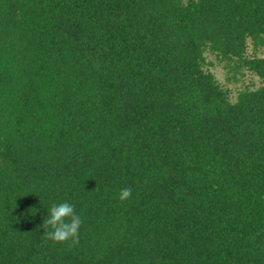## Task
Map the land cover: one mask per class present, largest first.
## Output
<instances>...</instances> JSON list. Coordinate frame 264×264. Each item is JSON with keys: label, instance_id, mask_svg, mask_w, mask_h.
<instances>
[{"label": "trees", "instance_id": "obj_1", "mask_svg": "<svg viewBox=\"0 0 264 264\" xmlns=\"http://www.w3.org/2000/svg\"><path fill=\"white\" fill-rule=\"evenodd\" d=\"M0 264H264V0H0Z\"/></svg>", "mask_w": 264, "mask_h": 264}, {"label": "clouds", "instance_id": "obj_2", "mask_svg": "<svg viewBox=\"0 0 264 264\" xmlns=\"http://www.w3.org/2000/svg\"><path fill=\"white\" fill-rule=\"evenodd\" d=\"M132 195V189L126 187L120 190V201L127 200ZM83 221L75 211V206L68 202L52 203L48 209V216L43 220L41 227L45 240L53 243L69 242V247L79 244L80 228Z\"/></svg>", "mask_w": 264, "mask_h": 264}, {"label": "rangeland", "instance_id": "obj_3", "mask_svg": "<svg viewBox=\"0 0 264 264\" xmlns=\"http://www.w3.org/2000/svg\"><path fill=\"white\" fill-rule=\"evenodd\" d=\"M212 69H213L214 72L216 73L217 77H218L219 79H221V74H220V72H218V71H219V68H218V67H214V68H212Z\"/></svg>", "mask_w": 264, "mask_h": 264}]
</instances>
